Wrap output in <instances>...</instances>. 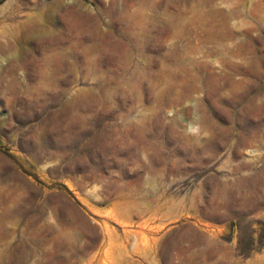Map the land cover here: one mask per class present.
<instances>
[{
	"label": "rangeland",
	"instance_id": "obj_1",
	"mask_svg": "<svg viewBox=\"0 0 264 264\" xmlns=\"http://www.w3.org/2000/svg\"><path fill=\"white\" fill-rule=\"evenodd\" d=\"M0 264H264V0H0Z\"/></svg>",
	"mask_w": 264,
	"mask_h": 264
},
{
	"label": "bare ground",
	"instance_id": "obj_2",
	"mask_svg": "<svg viewBox=\"0 0 264 264\" xmlns=\"http://www.w3.org/2000/svg\"><path fill=\"white\" fill-rule=\"evenodd\" d=\"M27 6V5H26ZM29 7V6H28ZM22 8V7H21ZM44 13L41 15V17H39L41 19V23H36L35 25H33V28L34 29H39V30H47V29H50V28H53L55 25L50 23V22H46V18H50L51 17V13H50V9H51V6L50 4H46L45 7H44ZM11 12V11H10ZM23 14H24V11H22ZM14 13V12H13ZM12 14V13H11ZM59 15V14H58ZM16 16V15H13V17ZM7 17V16H6ZM20 19V18H19ZM17 20V19H16ZM6 23V22H5ZM60 24V23H59ZM57 27V26H56Z\"/></svg>",
	"mask_w": 264,
	"mask_h": 264
}]
</instances>
